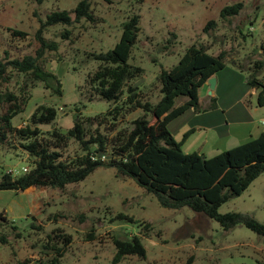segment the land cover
Wrapping results in <instances>:
<instances>
[{
  "label": "rangeland",
  "instance_id": "obj_1",
  "mask_svg": "<svg viewBox=\"0 0 264 264\" xmlns=\"http://www.w3.org/2000/svg\"><path fill=\"white\" fill-rule=\"evenodd\" d=\"M77 1L0 0V57L36 54L41 44L35 34L40 21L54 9L69 10L73 16ZM236 1L243 3L237 14L225 17L220 14L225 4ZM90 3L93 21L57 22L41 30L43 38L54 41L56 48L44 46L39 61L59 79L61 92L56 93L48 80L31 88L27 86L25 93L30 96L13 122L28 118L42 102L57 109L51 123H42L43 130L61 127L66 131L79 116L105 111L110 101L99 96L88 99L82 91L88 72L98 64L88 52L111 48L120 37L123 22L133 14L139 15V30L128 61L143 68L137 80L143 100L159 99L158 71L175 63L192 43L203 44L211 53L225 49L226 63L238 69L239 63L244 74L250 72L255 59L264 58V0H90ZM209 19H215L217 24L205 29ZM7 27L23 29L27 35L18 37ZM66 28L70 32L62 36ZM258 73L264 78V65ZM21 81L20 75L14 76L8 83H1L0 89L5 84L17 89ZM251 96L255 99L254 94ZM183 100V96H178L175 103ZM142 113L135 108L115 121L114 130L109 129L110 120L99 129L111 136ZM95 126L94 123L91 128ZM181 127L172 134L182 142V150L198 152L205 131L197 130L184 137L186 130ZM3 146H0V167H14V173H22L29 158L20 149ZM59 150L62 157H68L79 150V144L73 137H67ZM218 209L249 213L264 222V171ZM0 212L7 218L0 219V236L5 234L6 238L0 239V264H264L263 235L243 224L225 229L215 219L186 205L164 207L133 178L115 176L112 167L98 166L83 179L62 187L0 189ZM118 213L135 220L117 216ZM145 223L148 227H143ZM55 228L68 233L71 241L59 259L51 262L54 250L43 247V243ZM134 233L141 235L145 255L128 254L114 259V237L126 238Z\"/></svg>",
  "mask_w": 264,
  "mask_h": 264
},
{
  "label": "trees",
  "instance_id": "obj_2",
  "mask_svg": "<svg viewBox=\"0 0 264 264\" xmlns=\"http://www.w3.org/2000/svg\"><path fill=\"white\" fill-rule=\"evenodd\" d=\"M242 5L241 1L225 4L220 14L224 17L235 15ZM72 11L73 16L69 10L54 9L40 21L35 31L41 42L36 54L0 57V84L8 83L17 75L22 77L17 89L7 84L0 89V146L20 149L29 158L27 170L22 173L0 167V189L26 191L35 186L62 187L83 179L98 166L112 167L115 176L133 178L147 192L153 193L164 207L186 205L215 219L225 229L243 224L264 236V222L253 215L218 209L222 202L240 194L264 171V131L211 156L196 151L184 152L181 141L172 134V120L187 107L195 106L198 88L227 66L225 49L211 53L203 44L188 45L175 63L158 71L159 99L156 102L143 100L137 82L143 68L128 61L139 30V15L133 14L123 22L120 37L111 48L88 52L98 64L88 72L86 88L82 91L88 99L99 96L110 101L105 111L79 116L66 131L61 127L43 130L42 123H51L57 109L53 104L42 102L34 107L28 118L13 122V117L24 109L30 96L25 93L27 86L31 88L37 82L48 80L56 93L61 92L59 79L39 61L44 46L56 48L54 41L47 42L43 38L41 30L57 22L72 24L95 19L90 0H78ZM216 24L215 19H209L205 29ZM7 28L18 37L27 35L23 29ZM69 32L68 28L64 29L62 36H68ZM263 65L264 58L255 59L247 75V83L257 88L258 105H264V78L258 73ZM178 96H183L184 100L176 104ZM135 108L143 113L133 118L128 127L116 129L111 136L99 129L110 120L109 129L114 130L115 121ZM94 123L96 126L91 128ZM67 137L78 142L79 150L62 157L59 148L66 144ZM117 216L135 220L124 213ZM0 219L7 220L1 212ZM143 227H148L147 223ZM4 235L0 239L6 241ZM70 241V235L58 228L47 234L43 247L54 250L51 262L59 259ZM113 242L116 260L128 254L145 255L146 249L138 233L126 238L114 237Z\"/></svg>",
  "mask_w": 264,
  "mask_h": 264
},
{
  "label": "crops",
  "instance_id": "obj_3",
  "mask_svg": "<svg viewBox=\"0 0 264 264\" xmlns=\"http://www.w3.org/2000/svg\"><path fill=\"white\" fill-rule=\"evenodd\" d=\"M237 64L239 69L227 64L214 73V87L210 88L206 80L198 88V103L187 107L172 120V131L182 126L186 130L184 137L197 130L205 131L198 152L206 156L264 131V105L257 104V88L247 83L248 74H244Z\"/></svg>",
  "mask_w": 264,
  "mask_h": 264
},
{
  "label": "water",
  "instance_id": "obj_4",
  "mask_svg": "<svg viewBox=\"0 0 264 264\" xmlns=\"http://www.w3.org/2000/svg\"><path fill=\"white\" fill-rule=\"evenodd\" d=\"M207 82L209 84V87L210 88H213L214 87V84H215V76L211 75L208 79H207ZM63 131H65L63 129Z\"/></svg>",
  "mask_w": 264,
  "mask_h": 264
},
{
  "label": "built area",
  "instance_id": "obj_5",
  "mask_svg": "<svg viewBox=\"0 0 264 264\" xmlns=\"http://www.w3.org/2000/svg\"><path fill=\"white\" fill-rule=\"evenodd\" d=\"M263 122H264V120H263ZM8 169H9L10 171L14 172V167H9ZM22 170H23V171L27 170V166H23V167H22Z\"/></svg>",
  "mask_w": 264,
  "mask_h": 264
}]
</instances>
